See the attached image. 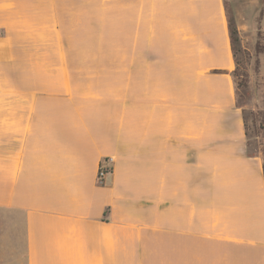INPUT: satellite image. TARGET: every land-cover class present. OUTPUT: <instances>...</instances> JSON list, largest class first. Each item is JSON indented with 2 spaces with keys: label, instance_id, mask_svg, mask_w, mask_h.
Listing matches in <instances>:
<instances>
[{
  "label": "crops",
  "instance_id": "obj_1",
  "mask_svg": "<svg viewBox=\"0 0 264 264\" xmlns=\"http://www.w3.org/2000/svg\"><path fill=\"white\" fill-rule=\"evenodd\" d=\"M234 68L224 0H0V264H264Z\"/></svg>",
  "mask_w": 264,
  "mask_h": 264
},
{
  "label": "rangeland",
  "instance_id": "obj_2",
  "mask_svg": "<svg viewBox=\"0 0 264 264\" xmlns=\"http://www.w3.org/2000/svg\"><path fill=\"white\" fill-rule=\"evenodd\" d=\"M224 4L235 29L237 73L233 77L252 139L251 152L257 137H264V0H224ZM2 71L6 74L7 69Z\"/></svg>",
  "mask_w": 264,
  "mask_h": 264
},
{
  "label": "trees",
  "instance_id": "obj_3",
  "mask_svg": "<svg viewBox=\"0 0 264 264\" xmlns=\"http://www.w3.org/2000/svg\"><path fill=\"white\" fill-rule=\"evenodd\" d=\"M228 18V17H227ZM228 27H229V36H230V40H231V49H232V55L234 57V61H235V68L232 71V74L234 75L235 73H237V61H236V50L234 48V33H235V29L232 27V24L230 23V21H228Z\"/></svg>",
  "mask_w": 264,
  "mask_h": 264
},
{
  "label": "built area",
  "instance_id": "obj_4",
  "mask_svg": "<svg viewBox=\"0 0 264 264\" xmlns=\"http://www.w3.org/2000/svg\"><path fill=\"white\" fill-rule=\"evenodd\" d=\"M98 174L100 177H102L104 175V172L100 170Z\"/></svg>",
  "mask_w": 264,
  "mask_h": 264
}]
</instances>
